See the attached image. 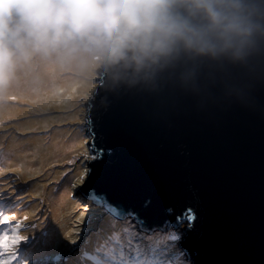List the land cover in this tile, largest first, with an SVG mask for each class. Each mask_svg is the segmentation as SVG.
Wrapping results in <instances>:
<instances>
[{"label":"clouds","instance_id":"clouds-1","mask_svg":"<svg viewBox=\"0 0 264 264\" xmlns=\"http://www.w3.org/2000/svg\"><path fill=\"white\" fill-rule=\"evenodd\" d=\"M264 82V0H0V112L77 89L248 104ZM103 90V95L99 90Z\"/></svg>","mask_w":264,"mask_h":264},{"label":"water","instance_id":"water-1","mask_svg":"<svg viewBox=\"0 0 264 264\" xmlns=\"http://www.w3.org/2000/svg\"><path fill=\"white\" fill-rule=\"evenodd\" d=\"M160 95L172 103L122 93L104 106L91 94L88 146L91 133L104 154L87 162L79 192L91 181L148 223L165 219L168 207L173 222L193 207L196 219L178 227L193 264H264V82L254 83L248 104L207 111L191 97Z\"/></svg>","mask_w":264,"mask_h":264},{"label":"snow or ice","instance_id":"snow-or-ice-1","mask_svg":"<svg viewBox=\"0 0 264 264\" xmlns=\"http://www.w3.org/2000/svg\"><path fill=\"white\" fill-rule=\"evenodd\" d=\"M154 96L165 106L173 101L171 95ZM90 137L93 143L89 148H82L79 152L75 147L68 149L73 155L65 160L66 163L76 164L80 160V171L66 182L70 189L84 184L88 178L86 161L96 160L104 154L97 147L96 136L90 133ZM4 147L0 143V153ZM3 159H7L6 154ZM92 169L94 174L96 165H92ZM10 171L20 173L23 165L13 168L0 161V177H5ZM62 175H67V172ZM16 192L7 179L0 180V264H193L188 250L178 246L184 235L178 230L180 222L196 219L193 207H187L182 214L176 215L175 222L172 220L173 209L168 207L165 219L159 223H148L136 211L110 201L89 181L88 186L80 190L72 212L60 211L65 203L62 201L57 209L59 219L55 225L49 224L38 237L33 235L30 238L29 233L40 227L35 222L40 218L36 217L35 211L29 213L26 210L30 205H25L23 196L16 195ZM35 195L43 197L42 192ZM67 198L72 199L71 190L67 191ZM77 210L81 211L73 218L72 214ZM65 217L69 219L65 220ZM30 219L34 222L27 223ZM21 242H25L23 247Z\"/></svg>","mask_w":264,"mask_h":264},{"label":"rangeland","instance_id":"rangeland-1","mask_svg":"<svg viewBox=\"0 0 264 264\" xmlns=\"http://www.w3.org/2000/svg\"><path fill=\"white\" fill-rule=\"evenodd\" d=\"M93 91L89 88L77 89L70 94L71 99L65 95L39 106L19 101L20 109L26 112L15 117L14 112H0V143L5 146L0 153V161L13 168L23 165L22 172L10 171L0 180L7 179L17 190L16 195H22L24 204L30 205L26 210L29 213L35 211L36 217L40 218L35 221L40 227L29 233L30 238L33 235L38 237L49 224L55 225L59 219L57 209L62 201L65 203L60 211L71 212L73 201L67 198V191L71 190L72 196L78 198L81 185L70 189V184L66 182L80 171V160L76 164L66 163L65 160L73 155L68 149L75 147L79 152L82 148H89L85 126L86 104ZM15 105L16 102H13L11 107ZM5 154L7 159H3ZM63 172L67 175H62ZM36 192H42L43 197L36 196ZM68 219L65 217V220ZM33 222L30 219L27 223ZM187 226L189 224L185 222L183 229ZM24 243L21 242V247Z\"/></svg>","mask_w":264,"mask_h":264},{"label":"bare ground","instance_id":"bare-ground-1","mask_svg":"<svg viewBox=\"0 0 264 264\" xmlns=\"http://www.w3.org/2000/svg\"><path fill=\"white\" fill-rule=\"evenodd\" d=\"M17 102H19V101H16V105L14 107H11L9 110L4 111L3 113H8V112H11L12 113V112H14V114H13L14 117L17 116V115H19L20 113H25L26 112L25 110H21L20 109L22 107V106L19 105L20 102L19 103H17ZM51 202L54 203L53 200H51ZM72 209H73V206H71V210ZM54 215H55V212H54Z\"/></svg>","mask_w":264,"mask_h":264},{"label":"trees","instance_id":"trees-1","mask_svg":"<svg viewBox=\"0 0 264 264\" xmlns=\"http://www.w3.org/2000/svg\"><path fill=\"white\" fill-rule=\"evenodd\" d=\"M77 198H75V196H72V201H73V203H72V206L74 207V201L76 200ZM82 210V209H81ZM89 211H91V207L89 208ZM71 212H72V210H71ZM79 215V212H77L76 211V213L74 212L73 214H72V216H73V218L75 217V216H78ZM86 219H87V216H86ZM81 236H82V238H83V233H81Z\"/></svg>","mask_w":264,"mask_h":264}]
</instances>
